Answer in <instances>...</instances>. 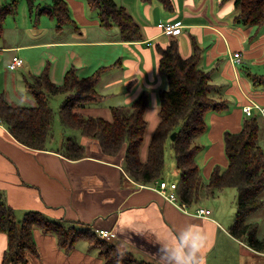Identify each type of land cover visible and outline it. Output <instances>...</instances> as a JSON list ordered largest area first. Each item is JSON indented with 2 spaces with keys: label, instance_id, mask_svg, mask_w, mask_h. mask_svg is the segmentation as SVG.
<instances>
[{
  "label": "crops",
  "instance_id": "obj_1",
  "mask_svg": "<svg viewBox=\"0 0 264 264\" xmlns=\"http://www.w3.org/2000/svg\"><path fill=\"white\" fill-rule=\"evenodd\" d=\"M0 1L6 3L10 0ZM64 1L73 22L63 27L73 32L71 39H59L65 30H55L54 17L34 16L37 6H49L52 0H32V12L27 2L29 13L22 20L24 22L20 17L10 20L6 15V27L15 32L23 31L29 39L33 36L35 40L36 36L43 34L40 27H35L36 22L60 32L59 36L48 40L0 46L1 50L14 52L8 60L13 55L20 56L16 51L31 49L37 44L59 48L72 46L77 50L100 48L101 52L92 54L94 58L89 62L95 60L92 68L87 65V57L75 51L76 64H64L60 70L61 81L65 70L71 66L75 67L78 76L91 75L95 69L103 67L95 85L101 99L81 104L77 111L106 120L112 117L111 107L129 106L138 95L146 92L149 98L145 110L147 129L140 151L145 159L149 139L159 121L158 94L168 87L165 75L157 70L159 55L156 48H163L173 40L178 43L179 54L187 57L196 44L201 54L198 66L213 71L210 81L214 85L212 95L226 102L221 112L209 109L205 114L206 128L196 138L200 145L196 153L197 167L203 182L215 168L224 170L227 165L224 133H236L242 128L243 121L250 118L242 110L243 105L255 101L264 106V85L252 80L253 76L264 73L257 72L256 67L258 64L264 66V25L242 28L235 22L238 10L232 1L171 0V9H165L158 0H115L140 27V39L125 41L120 39L116 26L101 25L98 12L90 9L87 1ZM22 14L26 12L23 10ZM158 22L178 24L182 29L176 35L162 34L156 26ZM87 31L98 32V35L103 31L106 36L87 39ZM245 37L249 41L257 38L250 44L255 50L242 52ZM234 51L240 53V62H234ZM45 66L30 67L24 58L21 66L3 72L0 93L3 92L6 100L14 105H34L27 86ZM54 71V65L48 66L52 81L56 79ZM8 72L11 82L6 77ZM101 83L107 86L106 91L98 90ZM108 99L113 100L102 103ZM256 114L264 123V115ZM77 142L86 149L85 156L79 159L65 157L55 149H32L14 139L0 122V189L18 215L33 209L52 218L85 223L93 231L106 229L111 233L106 241L148 264H264V254L254 250L245 237L238 238L230 233L229 227L237 213L235 188L214 189L210 197L197 205L210 210L209 215H194L196 206L183 210L167 201L152 187L156 181L144 184L132 180L122 168V152L117 156H106L96 140L82 134ZM178 178L177 168H172L171 172H164L162 179L175 183ZM255 213L248 222L257 225L256 235L261 239L264 230L259 233ZM33 239L38 255L27 256V264H104L97 249H90L85 238H77L68 253L51 233L34 228ZM7 245V235L1 232L0 264Z\"/></svg>",
  "mask_w": 264,
  "mask_h": 264
},
{
  "label": "trees",
  "instance_id": "obj_2",
  "mask_svg": "<svg viewBox=\"0 0 264 264\" xmlns=\"http://www.w3.org/2000/svg\"><path fill=\"white\" fill-rule=\"evenodd\" d=\"M16 1H0V38L4 32L6 15H13L16 11ZM85 1L90 9L98 12L101 25L118 28L121 40L135 41L141 38L140 27L115 0ZM158 1L165 9H171V0ZM224 1H232L238 10L234 18L236 23L255 25L257 28L264 25V0ZM26 2L32 12V0ZM42 14L56 19L55 30L58 31H62L65 24L73 22L64 0H52L51 5L42 8L37 6L34 16ZM156 49L159 55L157 70L165 75L168 87L158 94L159 121L149 139L145 159H142L140 151L147 129L145 110L149 98L146 92L138 95L129 106L111 107L112 117L109 120L100 116H86L77 111L81 104L101 99L95 85L103 67L95 69L91 75L78 76L75 67L71 66L65 70L61 83H55L49 77L47 63L27 86L34 98V105H14L6 100L3 92L0 93V122L20 144L37 150L55 149L65 157L79 159L85 156V146L71 137L61 138L59 148L51 144L54 140V111L48 100L51 95L64 94L57 110L61 125L96 140L106 156H117L122 152V168L135 182L153 184L163 178L164 152L168 144L179 172L175 192L187 206L199 205L214 189L227 186L235 188L237 213L229 227L230 233L238 238L245 237L253 249L264 248V233L261 239L257 237V225L248 222V218L264 205L261 197L264 191V151L258 137L260 117L255 113L243 121L242 128L236 133H224L226 168H215L208 180L203 182L196 162V153L200 148L196 138L206 128V112L209 109L221 112L226 102L212 95L214 85L210 81L213 71H205L198 66L201 54L196 44L187 57L179 54L178 43L173 40L163 48ZM252 80L264 85V73L253 76ZM173 132L175 136L171 139ZM34 228L53 234L66 253L74 248L75 240L82 237L87 240L90 249H97L104 264H148L137 260L129 252L120 251L114 243L99 238L85 223L52 218L33 209L18 215L6 202L0 189V233L7 235L8 244L2 264H27V256L38 255L33 239Z\"/></svg>",
  "mask_w": 264,
  "mask_h": 264
},
{
  "label": "rangeland",
  "instance_id": "obj_3",
  "mask_svg": "<svg viewBox=\"0 0 264 264\" xmlns=\"http://www.w3.org/2000/svg\"><path fill=\"white\" fill-rule=\"evenodd\" d=\"M25 0H17V7H16V11L13 15H8L7 18L12 20L13 17H15L16 19H18L20 17L21 21L24 19L25 15H28L27 13V2H23ZM24 3H25V8H24ZM23 10L26 12V14H22ZM96 12V11H94ZM26 18V17H25ZM7 20V19H6ZM24 22V21H22ZM6 24V22H4ZM4 24L3 26V35L0 38V46H7L9 44H24V43H28V42H33V41H42V40H48L49 38H56L57 34L59 36L60 32H56L54 30H49V28H45L46 26L44 25V23L42 22H36L35 27H40V30H42L43 34L40 36H36L38 37L37 39L33 40V36H30L31 39L27 38V35L24 34L23 31H17L15 32L12 29H9L6 27V25ZM240 26L242 28H248V26H250V24L248 25H244V24H240ZM68 27H63L62 30L63 31L62 35L59 37V39H71L73 36V32L71 30L67 29ZM106 33H103V31L98 35V32L95 33H91L89 31H87L85 33V38L87 39H92V38H100V37H105ZM56 35V36H55ZM257 38H254L253 40H255ZM252 40V41H253ZM243 41V46H242V52H249V51H253L255 49H253L252 47H250V44L252 41H249V38L245 37ZM258 50V49H256ZM75 51L78 53H81V55H85L87 58H85L87 65L89 64L90 67L92 66V63H89L90 60H92L94 57L92 56L93 52L95 54H98L99 52H101L100 48H79V50L75 49V47L72 46H64L63 48H59V47H44L43 45H35L32 46L31 49H24V50H18L15 53L19 54L21 57H23V59L25 58L26 63L30 65V67H36V66H45L48 62V66L50 65H54V73H55V82H59L62 79V73L60 72L61 68H64V64H76V58H75ZM14 53L11 50H1L0 49V85L4 82V74L3 72L6 70L8 71L9 69L7 68V63H8V58L11 56V54ZM100 61V59H99ZM257 72H264V66L258 64L256 66ZM92 68V67H91ZM8 69V70H7ZM84 69V68H83ZM15 71V70H14ZM10 72H8L6 74L7 79L10 81L11 77H10ZM242 78V76H241ZM11 82V81H10ZM8 91L10 92L11 95V91L12 89L10 88L9 84L7 86ZM98 90L99 91H106L107 90V86L104 85V83H101L98 86ZM65 95L58 93V94H54L51 95V97L49 98V103L50 106L53 108V118H52V130H53V142L52 144H54L56 146V148H59L60 146V141L61 138H66V137H71L73 140L78 141V137L81 136V134L79 133L78 130L76 129H71L69 127H63L60 123V116L57 113L58 107L60 106V104L62 103V100L64 99ZM15 100V99H14ZM110 100L113 99H108L106 101H103V104H108V102L110 103ZM18 102V100H15V102ZM21 106V105H20ZM262 106V105H261ZM263 107V106H262ZM258 113V112H257ZM259 123H261L260 126V130H259V143L264 151V123L262 122V120L260 119ZM165 164H164V172H171V169H175V162L173 159V154L171 151L170 146L167 144L165 147ZM262 196V195H261ZM210 197V195L208 196ZM207 196H205L203 198V200H206L208 198ZM264 200V192H263V198ZM256 219L259 223V233H261V231L264 230V207L260 210H258L256 213Z\"/></svg>",
  "mask_w": 264,
  "mask_h": 264
},
{
  "label": "built area",
  "instance_id": "obj_4",
  "mask_svg": "<svg viewBox=\"0 0 264 264\" xmlns=\"http://www.w3.org/2000/svg\"><path fill=\"white\" fill-rule=\"evenodd\" d=\"M156 26L160 29L161 33H165L167 35H176L179 33L182 29V26L176 25L171 22H158ZM233 60L234 62H240V53L238 51H234L233 54ZM24 59H22L20 56L13 55L10 59V61L7 64V68L13 69L18 66H21ZM242 110L246 113L248 117L255 114L256 112L264 115V106L262 107L260 104L256 103L255 101H250L249 104H245L242 106ZM156 184L153 185L154 189L167 201H171L172 203L178 205L180 209L186 210L188 207L187 204L184 201H180V198L177 196L175 192L176 183L174 182H166L164 179L156 180ZM194 215H198L201 217H207L210 213V210L202 207V206H196V208L193 209ZM96 234L99 238L107 240L109 239L111 233L106 229H97ZM257 252L264 254V248L262 249H255Z\"/></svg>",
  "mask_w": 264,
  "mask_h": 264
},
{
  "label": "water",
  "instance_id": "obj_5",
  "mask_svg": "<svg viewBox=\"0 0 264 264\" xmlns=\"http://www.w3.org/2000/svg\"><path fill=\"white\" fill-rule=\"evenodd\" d=\"M174 136H175V132H173V133L170 135L171 139H173Z\"/></svg>",
  "mask_w": 264,
  "mask_h": 264
}]
</instances>
